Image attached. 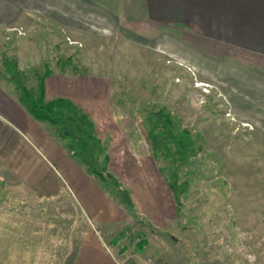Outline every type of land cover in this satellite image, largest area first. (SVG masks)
<instances>
[{"label": "crops", "instance_id": "crops-1", "mask_svg": "<svg viewBox=\"0 0 264 264\" xmlns=\"http://www.w3.org/2000/svg\"><path fill=\"white\" fill-rule=\"evenodd\" d=\"M117 4L0 0V27L20 18H38L44 23L41 32L58 37L62 32H87L92 17L114 23L124 32L140 33L148 27L153 43V34L159 32L187 49L213 50L219 58L205 53L203 58L213 68L229 69L224 81L235 92L232 111H243L241 100L249 111L246 118L264 124V70L257 73L245 67L264 64V0H117ZM215 50H226L228 55ZM67 58V62L72 59ZM70 65L50 69L44 80L45 98H69L93 119L95 133L109 155L108 169L128 190L137 213L88 173L54 128L25 110L16 92L4 96L1 89L0 181L16 207L0 210V264H116L115 258L130 251L129 216L143 215L149 226L160 231L173 218V193L152 156L128 142L126 126L108 103L110 92L101 84L92 88L88 78L78 76ZM6 87L12 93V84ZM258 104L263 106L259 118ZM139 235L146 244L140 251L135 244L138 255L148 245L146 235Z\"/></svg>", "mask_w": 264, "mask_h": 264}, {"label": "rangeland", "instance_id": "rangeland-1", "mask_svg": "<svg viewBox=\"0 0 264 264\" xmlns=\"http://www.w3.org/2000/svg\"><path fill=\"white\" fill-rule=\"evenodd\" d=\"M103 1L118 5L117 0ZM43 24L38 18H20L11 26L0 27L1 94L16 92L14 87L12 93L6 87L10 83L4 77V56L16 58L27 87H35L36 73L46 66L54 69L72 63L92 88L101 84L110 92L108 103L126 126L128 142L136 148L152 156L145 133L148 108L165 107L174 126H186L195 141L194 152L176 171L177 184L184 191L179 202L174 201L171 223L160 231L149 226L143 215L129 216L130 260L139 264L147 257L161 264H264V124L246 118L249 111L241 100L243 111H232L235 92L224 81L229 69L213 68L203 53L219 56L213 50L187 49L159 32L153 34V43L148 27L140 33L124 32L99 18L88 17L87 32H62L58 37L41 32ZM13 27L24 34L8 30ZM215 51L228 55L226 50ZM67 56L72 58L69 62ZM245 67L260 73L264 70L260 63ZM258 108L259 118L263 106L258 104ZM151 158L161 176L171 179L173 164L162 152ZM14 200L0 181V210H15ZM131 232H141L148 240L139 255Z\"/></svg>", "mask_w": 264, "mask_h": 264}, {"label": "trees", "instance_id": "trees-1", "mask_svg": "<svg viewBox=\"0 0 264 264\" xmlns=\"http://www.w3.org/2000/svg\"><path fill=\"white\" fill-rule=\"evenodd\" d=\"M4 77L13 85L18 100L33 118L50 124L57 135L64 141L69 154L75 158L85 170L106 184L111 194L116 196L126 208L137 213L134 209L130 194L118 179L109 171V155L105 146L95 133L93 119L73 101L66 97L46 99L44 80L50 74V69L36 73L35 87L24 84V74L18 68L15 57L2 59ZM148 126L145 133L150 145L151 154L156 157L161 151L164 158L173 164L171 179H166L173 193L176 203L180 200V193L184 187L177 184L176 171L183 166L188 157L194 152L195 141L186 126L176 128L171 115L165 107L158 110L148 108L145 110ZM181 184L186 185L183 181ZM146 242L143 240L136 244L137 250H142Z\"/></svg>", "mask_w": 264, "mask_h": 264}, {"label": "built area", "instance_id": "built-area-1", "mask_svg": "<svg viewBox=\"0 0 264 264\" xmlns=\"http://www.w3.org/2000/svg\"><path fill=\"white\" fill-rule=\"evenodd\" d=\"M8 30L9 31L15 30V31H17L18 34H24V30L16 28V27L9 28ZM228 115H230V113ZM243 125L250 127V125L248 123H244ZM129 235H131L133 242L135 244L140 242L141 235H137L134 232L129 233ZM129 256H130V258H129ZM129 256L126 255V256H121V257L115 258L116 264H139V263H136V262L130 260L131 256H133V255L129 254ZM140 264H161V262L159 260H156L155 258L147 257L144 260H142Z\"/></svg>", "mask_w": 264, "mask_h": 264}]
</instances>
